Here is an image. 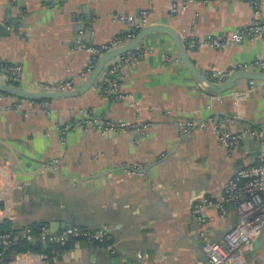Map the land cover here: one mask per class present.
<instances>
[{
	"label": "crops",
	"instance_id": "crops-1",
	"mask_svg": "<svg viewBox=\"0 0 264 264\" xmlns=\"http://www.w3.org/2000/svg\"><path fill=\"white\" fill-rule=\"evenodd\" d=\"M176 1L0 0V68L21 66L11 84L33 91L79 78L92 57L86 48L128 32L133 26L125 18L142 11L147 25L172 26L183 42L264 21V0L257 9L247 0H192L171 14ZM137 48L145 53L119 72L110 100L95 85L80 96L36 102L0 93V226L107 232L99 245L72 240L49 253L8 251L0 264H210L205 245L221 242L236 224L231 205L223 216L206 205L200 219L192 208L201 199L218 201L230 178L264 159V81L251 87L241 79L211 94L175 60L167 35L152 33ZM188 50L201 73L229 77L264 56V36ZM80 111L138 130L56 129ZM224 131L239 136L235 145L219 140ZM243 253L248 264H264V228Z\"/></svg>",
	"mask_w": 264,
	"mask_h": 264
},
{
	"label": "built area",
	"instance_id": "built-area-1",
	"mask_svg": "<svg viewBox=\"0 0 264 264\" xmlns=\"http://www.w3.org/2000/svg\"><path fill=\"white\" fill-rule=\"evenodd\" d=\"M190 1L192 0L174 2L171 6V14L185 9ZM247 1L257 9L262 0ZM146 14V11H142L136 19L132 16H127L125 20L130 22L133 28L138 31L147 25ZM133 22H136V24ZM134 36L135 32L128 31L116 36L107 43L86 48L92 57L86 69L79 75V78H63L47 84H40V91H68L75 88L78 82H83L92 71L99 55L130 41ZM258 36H264V21H252L245 27L237 29L221 38L184 39V45L187 49H194L203 45L213 48H224L230 42ZM144 53V49L136 47L132 51L111 59L105 65L94 82V85L98 87L101 99L110 100L117 96L119 90V72L126 65L135 64ZM175 60L178 61L179 59L175 57ZM240 69L264 71V56L256 58L249 64H244ZM0 70L7 79L5 82L11 84L18 81L21 66H2ZM205 75L211 81L217 83L224 81L228 77L226 74L213 69ZM255 82L254 80L249 81L251 87H253ZM20 106L21 104L17 105V108H20ZM219 126V123L214 124L215 129H219ZM91 128L101 133L119 132L127 129L138 130L136 124L124 120H108L104 115H96L85 111H80L74 121L56 126V129L61 134L68 130L86 131ZM187 129L184 128L183 130L187 131ZM238 138L239 136H232L225 131L221 132L219 136L220 141L226 142L230 146L235 145ZM56 162V159H52L48 162L50 163L48 166L52 167ZM206 205H213L222 216L226 213V205H231L237 214L236 224L223 235L221 242H211L205 245L210 264H248L243 255V245L251 243L252 238L264 228V159L239 170L230 178L224 184L221 197L218 201L199 200L192 208V213L197 219H200ZM106 237L107 232L103 229H89L78 225H68L54 232H51L45 224H42L37 231L30 226L17 228L12 231H2L0 232V263L4 258L6 249L18 241L39 242L42 244L50 243L57 247H63L72 240L99 245L105 241ZM39 257L46 259L48 256L47 254H40Z\"/></svg>",
	"mask_w": 264,
	"mask_h": 264
},
{
	"label": "water",
	"instance_id": "water-1",
	"mask_svg": "<svg viewBox=\"0 0 264 264\" xmlns=\"http://www.w3.org/2000/svg\"><path fill=\"white\" fill-rule=\"evenodd\" d=\"M90 29V28H89ZM152 33L167 35L173 42L177 55L183 66L189 72L191 78L208 93L219 95L231 90L236 81L241 79L264 81V71L251 69H239L230 74L224 81L217 83L211 81L205 74L201 73L189 56V50L185 47L183 40L172 26L166 24H148L135 32V36L128 42L103 52L98 56L92 71L88 74L81 85L68 91H33L26 90L15 84L0 81V93L8 94L19 99L28 101H43L52 98L80 96L87 92L93 85L105 65L113 58L134 50L143 38ZM51 232H54L49 228Z\"/></svg>",
	"mask_w": 264,
	"mask_h": 264
},
{
	"label": "trees",
	"instance_id": "trees-1",
	"mask_svg": "<svg viewBox=\"0 0 264 264\" xmlns=\"http://www.w3.org/2000/svg\"><path fill=\"white\" fill-rule=\"evenodd\" d=\"M130 32H136V30L134 28H132L131 30H129ZM44 223L41 224H34L31 225L30 227L33 228L35 231L38 230V228ZM2 231H12L10 230L7 226H6V222L4 225L0 226V232ZM54 248L59 249L61 247H57L54 246L53 244H41L39 242H35V243H30V242H26V241H18L13 243L9 248L6 249L5 254L8 251H13V252H27V251H32V252H44V253H49L50 251H52Z\"/></svg>",
	"mask_w": 264,
	"mask_h": 264
}]
</instances>
